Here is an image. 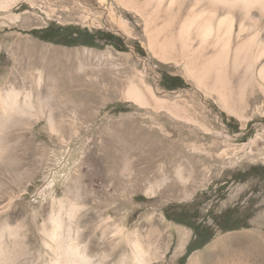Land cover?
Masks as SVG:
<instances>
[{
  "label": "rangeland",
  "instance_id": "1",
  "mask_svg": "<svg viewBox=\"0 0 264 264\" xmlns=\"http://www.w3.org/2000/svg\"><path fill=\"white\" fill-rule=\"evenodd\" d=\"M12 3L0 9V264H141L138 241L147 264H179L199 242L166 217L177 206L215 234L186 264H264V57L251 80L244 68L228 73L233 94L243 97L228 110L191 74L221 46L197 52L203 43L194 40L184 58L181 43L165 39L181 20L159 39L166 61L151 48L144 20L116 0ZM236 16L229 65L239 43L264 45V21L246 22L238 39ZM49 26L118 39L68 46L66 37L49 43L31 34ZM168 76L185 85L169 90ZM131 88L148 103L130 98ZM150 89L196 124L155 109ZM12 92L25 112L9 117L2 106ZM252 168L262 175H250ZM232 209L254 213L249 228L219 230Z\"/></svg>",
  "mask_w": 264,
  "mask_h": 264
},
{
  "label": "bare ground",
  "instance_id": "2",
  "mask_svg": "<svg viewBox=\"0 0 264 264\" xmlns=\"http://www.w3.org/2000/svg\"><path fill=\"white\" fill-rule=\"evenodd\" d=\"M12 1L13 0H1L0 9L8 8L11 6L10 3H12ZM116 1L125 9L136 13L144 20L149 44L155 55L162 60H168L166 59V56L169 51L168 46H166V48L159 39L164 33V30L166 31L167 29L172 32L175 24L179 23L180 20L181 25L178 32L169 34L165 39L169 38V40H171L170 42H173L172 44H175L176 41L181 43L182 56L184 58H191L192 51L190 43L194 40H199L203 43L201 44L202 49L197 52L203 51L209 45H211L215 51L216 47L220 45L221 53L216 54L215 57L213 55L211 59L205 60L200 66H196L195 69L192 67L191 74H196L193 78L198 83L200 82L199 85H201V87H205L206 89L209 87L211 91L218 93V97L221 101L220 103H222V106L225 109L229 110L230 108H235L236 106L232 104H238L239 106V101H241L243 97L233 94L234 88L228 73L232 72L233 74H236L241 68H244L245 81L251 80L254 77L257 63L264 57V45L261 43L256 44V41L252 39L249 42L248 40L243 41V44L239 43L235 52L232 53L234 57L233 64L229 65L228 56L231 53L230 42L234 35L236 19H238L236 15L240 16L239 39L246 29V22L255 26V24L259 25L264 21V0ZM106 2L107 0H100V4L104 5ZM209 10L211 12H209ZM221 12L223 14L222 16L220 15ZM182 14H185L186 18H181ZM161 22L163 23L162 25L159 24ZM215 22H217L218 28L214 27ZM119 24L123 30L128 31V21L125 18H120ZM191 74L190 76L192 78ZM259 77L264 85V65L259 71ZM150 93L154 100L155 109L164 110L166 114L175 120H182L190 124H196L195 120L192 117L187 116L185 114L186 112L178 107L176 103H171L168 99H159L151 89ZM128 95L130 98L138 102L148 103L147 97L135 88H131L128 91ZM13 96L16 97L17 93L12 92L11 97L7 96V103L2 106L3 114L8 115L9 117L18 112H25V108L18 107L12 100ZM236 112H238V110ZM202 130L205 133H210L209 128L205 126L202 127ZM54 235H56V233L53 234V236ZM134 245L136 249V259H139L141 264H147L149 260L144 256L146 253L144 247L139 241L135 242ZM75 252L74 249L67 250V258L71 255L74 256ZM225 254L229 255L230 251H225ZM82 260H84V257H82ZM189 264H198V258H192ZM232 264H236L235 261Z\"/></svg>",
  "mask_w": 264,
  "mask_h": 264
},
{
  "label": "trees",
  "instance_id": "3",
  "mask_svg": "<svg viewBox=\"0 0 264 264\" xmlns=\"http://www.w3.org/2000/svg\"><path fill=\"white\" fill-rule=\"evenodd\" d=\"M66 31L67 34L62 33ZM31 34L40 38L42 41L49 43H53L61 37H66L69 39L67 42L68 46L82 45L95 47L98 39L106 40L108 42H112L118 39L116 36L109 33H90L87 30H70L69 28L63 29L59 27L56 28L54 26H49L41 33L32 31ZM168 80L177 82L174 85H167V88L169 90H173L178 87H183L185 85L184 80L177 76H168ZM163 86H166V84L164 83ZM257 171H259V168H252L249 171V174H256L258 176H261L262 174H259ZM246 174L247 173H245L244 176ZM253 215L254 213H251L249 209L243 210L242 212H239L238 209H232L228 210L223 214V218L220 222H218L219 220L215 221L218 222L219 230L223 232L241 230L249 228V221L252 219ZM166 217L169 220L175 221L178 224L185 225L186 227L192 229L195 233L194 241L199 242L198 246L195 248L193 247V241L188 245L187 252L181 258L179 264H186L187 259L195 250H199L205 247V245H207L215 236L214 232L207 235L205 234V231L208 230L209 227L204 226L202 222H198L199 216L196 215L195 211H191V209L188 207H173L171 212H167ZM229 224H232L233 226H227Z\"/></svg>",
  "mask_w": 264,
  "mask_h": 264
},
{
  "label": "flooded vegetation",
  "instance_id": "4",
  "mask_svg": "<svg viewBox=\"0 0 264 264\" xmlns=\"http://www.w3.org/2000/svg\"><path fill=\"white\" fill-rule=\"evenodd\" d=\"M174 84H176V83H175V81H172V80H169V82H167V85H169V86L174 85Z\"/></svg>",
  "mask_w": 264,
  "mask_h": 264
}]
</instances>
